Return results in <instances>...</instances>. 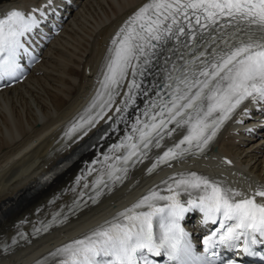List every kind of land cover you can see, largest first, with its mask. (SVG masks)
I'll use <instances>...</instances> for the list:
<instances>
[{"label":"snow or ice","instance_id":"6c2138e0","mask_svg":"<svg viewBox=\"0 0 264 264\" xmlns=\"http://www.w3.org/2000/svg\"><path fill=\"white\" fill-rule=\"evenodd\" d=\"M50 12H55L54 0L27 12L11 9L0 17V82H15L26 73L24 56L37 59L33 41L38 34L46 38L41 29ZM170 41L179 45L168 49L175 58L163 59L153 72ZM246 102L264 112V0H148L111 39L96 93L64 132V147L87 137L100 121L108 128L92 147L119 133L120 125L124 135L66 189L74 193L67 212L62 209L51 220L41 221L33 234L67 222L89 202L98 203L129 179L130 171L149 159L153 149H160L177 128L186 127L187 134L156 155L147 172L186 156L204 155ZM242 115L251 119L252 109L243 107ZM243 118L237 122L243 123ZM161 183L167 194L153 187L130 207L37 264H48L50 259L56 264H158L148 254L166 255L168 264H192L193 245L181 222L194 211L203 214L204 225H217L204 240L207 255L196 264L217 260L243 264L240 254L260 257L264 264V184L250 185L244 192L194 171L176 173ZM27 238L18 232L10 243H0V252L12 251ZM221 246L232 250L233 256L220 257L216 249Z\"/></svg>","mask_w":264,"mask_h":264},{"label":"bare ground","instance_id":"6f19581e","mask_svg":"<svg viewBox=\"0 0 264 264\" xmlns=\"http://www.w3.org/2000/svg\"><path fill=\"white\" fill-rule=\"evenodd\" d=\"M31 1L0 0V6L4 2ZM144 1L85 0L64 34L50 46L39 67L41 72L34 73L25 83L0 92V228L3 230L0 241L31 224L34 217L74 197L71 191H61L66 186L71 188L86 167L85 161L96 156L97 150L91 149V145L98 142L96 126L84 139L68 142L67 147L62 144L64 132L96 91V75L88 76L86 69L96 70L108 36ZM44 131H47L44 137H38ZM237 136L225 128L213 146L215 154L232 161L234 170L217 167L222 163L213 154L200 161L186 162L182 167L219 172L224 177L230 173L231 179L242 173L249 181L264 182L263 140L242 144L246 137L236 139ZM99 143L104 149L111 141ZM161 175L137 176L124 195L111 196L90 218L75 226L68 224L43 241L34 239L13 254L0 252V264H23L72 235L92 228L101 218L143 193ZM55 194L60 196L54 202L43 201ZM39 206L42 210L36 212ZM21 217L29 218L30 222L16 223Z\"/></svg>","mask_w":264,"mask_h":264}]
</instances>
